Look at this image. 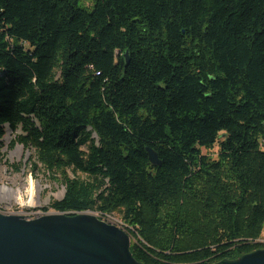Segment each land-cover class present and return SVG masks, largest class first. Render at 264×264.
Returning a JSON list of instances; mask_svg holds the SVG:
<instances>
[{
	"label": "trees",
	"instance_id": "trees-1",
	"mask_svg": "<svg viewBox=\"0 0 264 264\" xmlns=\"http://www.w3.org/2000/svg\"><path fill=\"white\" fill-rule=\"evenodd\" d=\"M83 1L0 0V141L21 128L50 208L118 214L143 264L263 249L264 0Z\"/></svg>",
	"mask_w": 264,
	"mask_h": 264
},
{
	"label": "water",
	"instance_id": "water-1",
	"mask_svg": "<svg viewBox=\"0 0 264 264\" xmlns=\"http://www.w3.org/2000/svg\"><path fill=\"white\" fill-rule=\"evenodd\" d=\"M147 151L151 163L161 166L155 151ZM131 245L124 228L93 212L55 211L28 219L0 210V264H143ZM215 264H264V248Z\"/></svg>",
	"mask_w": 264,
	"mask_h": 264
},
{
	"label": "rangeland",
	"instance_id": "rangeland-1",
	"mask_svg": "<svg viewBox=\"0 0 264 264\" xmlns=\"http://www.w3.org/2000/svg\"><path fill=\"white\" fill-rule=\"evenodd\" d=\"M88 3V0H84L81 6L85 7ZM22 133L21 128L15 132L8 127L5 137L0 141V210L35 219L47 213L44 208H48L49 213L55 212L50 208L51 204L64 198L66 186L60 175H50L41 164L36 162L33 150L21 144H14L18 135ZM202 153L212 159L218 158V148L203 150ZM68 175L72 179L75 178L71 172ZM32 180L35 188L33 197L35 205H29L31 197L28 190ZM20 191L24 195V204L12 195L13 192ZM94 214L100 216L98 213ZM104 220L123 228L118 214L107 216ZM257 242L264 245V231Z\"/></svg>",
	"mask_w": 264,
	"mask_h": 264
},
{
	"label": "bare ground",
	"instance_id": "bare-ground-1",
	"mask_svg": "<svg viewBox=\"0 0 264 264\" xmlns=\"http://www.w3.org/2000/svg\"><path fill=\"white\" fill-rule=\"evenodd\" d=\"M28 194L30 195L31 197V200L29 201V205H35L34 202H33V197H34V194H35V188H34V182L33 180L31 181L30 183V188L28 190ZM12 195L21 203V204H24L25 200H24V195L23 193L20 191L18 193H15L13 192Z\"/></svg>",
	"mask_w": 264,
	"mask_h": 264
}]
</instances>
